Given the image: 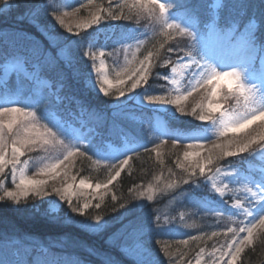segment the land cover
<instances>
[{
    "label": "rangeland",
    "instance_id": "1",
    "mask_svg": "<svg viewBox=\"0 0 264 264\" xmlns=\"http://www.w3.org/2000/svg\"><path fill=\"white\" fill-rule=\"evenodd\" d=\"M104 1L43 0L45 6L58 12L59 15L53 21L56 22V28L66 32V42L72 43L69 38L80 32L90 33L85 49V58L89 61L85 79L86 93L94 99H104L107 103L104 110L111 115L133 119L148 134L158 163L171 156L180 172L189 171L185 172V176H194L197 172L196 177L201 180L192 184L193 191H201L200 185L207 188L208 192L204 197H197L194 201V205L199 204L202 207L201 212H197L198 215L187 210L175 216L165 213L156 218L155 223L160 224V228L165 224L167 236L185 244L196 245L195 256L187 264H228L231 257H222L221 252L227 253L233 240L239 241L246 236V233L239 232V228L244 227L248 219H251L243 211L245 207H254L251 204L252 193L248 189H264V118L256 119L246 128L227 135L217 134L219 126L214 121L221 113L246 112L245 96L248 95V88L254 89L258 102H264V49L256 39L258 33L264 34V24L259 25L258 30V25L244 23L253 14L264 17V0H228L227 7L224 0H216L215 8H208L215 18H220L221 14L227 18L229 11L239 16L240 21L235 24L219 21L228 24L229 29L225 31L215 22L209 23L206 28L198 25L202 18L197 19L195 13L201 5L208 4V0H192V3H198L190 8L187 7L190 0H155V3L152 0ZM11 4H18L17 0H13ZM161 4L165 6L163 13L160 12ZM124 7L135 12L137 19L132 28L125 33H119L121 28L118 32L117 28L123 18L121 10ZM16 8L13 7L10 11ZM10 11L5 4L0 5V16ZM114 15L119 18L114 19ZM241 24L243 27L239 29ZM55 27L51 28L57 32ZM15 32L25 37L21 34L23 32ZM192 32L196 33L199 41L194 59L185 56L190 44L189 33ZM9 34V30L1 32L2 36ZM233 39H236L235 42ZM51 44L56 48L59 57H66L69 44L66 45L64 41L60 47ZM157 45L179 54L169 57L163 64L170 67L163 77V82L167 85L166 92L169 94L164 92L163 95L155 96L148 85V78L154 67L149 51L150 46ZM60 49H63L64 56L60 55ZM146 56H149L146 61V79L141 80L139 86L133 89L131 85L140 75L136 70L141 67L140 62ZM163 56L161 54L160 61ZM207 64L216 72H236L241 82L246 85L245 93L241 94L226 80H222L220 86L215 88L213 84H206L209 78L215 81L212 73L205 70ZM173 68L176 69L175 72L172 71ZM105 76L111 84L103 83ZM120 80L124 83H119ZM11 81H15L14 97L11 94H2L6 84ZM101 87L105 88L107 95L100 91ZM193 88L195 91L188 95ZM45 90L57 102L63 101V78L54 82L44 78L40 61H31L22 51L14 48L13 53L0 63V144H3L5 161L3 170L0 171V197H3L0 201L9 200L15 205L44 203L47 211L53 215H58L64 204H77L80 215L81 212L98 209L104 205L105 199H114L116 181L129 169L135 146L125 144L119 148L112 142L101 145L96 129L85 124L84 108L78 107L77 112L71 113L73 121H62L59 113L51 111L45 104ZM178 96L186 98L177 103ZM149 97H159L162 102ZM209 104L214 110L209 109ZM247 105L251 106V101ZM5 108L21 111L6 112ZM133 111L148 112L151 123L140 119V115L135 118ZM24 113L33 115L25 116ZM201 115L210 116L211 119L201 120ZM197 121L203 125V129L183 132L172 126V123L194 124ZM46 129L56 131L57 136L53 139ZM26 138L36 142L21 147L19 157H13V147H20L19 141ZM45 139L47 144L43 143ZM216 144L223 147L218 149ZM243 145H248L247 151L238 152L234 156L223 154L225 149L236 151ZM70 151L72 155H69ZM87 154L99 167L109 168L107 179L93 181L78 176L76 163ZM210 155L213 162L208 165L207 159ZM123 160L128 163L123 164ZM55 165L59 166L53 171ZM201 166H204L203 172L200 171ZM116 171L120 175L109 182ZM21 174L28 181L43 183L26 184L23 186L25 193L20 194L21 189L17 185L20 183ZM217 189L223 190L222 196ZM7 192L17 195L10 198ZM158 196L159 191L155 187H149L140 195V202L146 204L158 199ZM257 212H264V201L253 208V214ZM87 224L94 225L99 230H90ZM78 225L93 234L106 228L105 223L97 224V221L79 222ZM263 233L264 225L258 224L253 230L251 242L243 245L235 264L240 262L243 252ZM112 241L131 262L162 264L152 250L157 244L144 231L136 233L123 227L113 236ZM137 251H140V255L134 254ZM168 261L163 264H170ZM176 262L173 264H179Z\"/></svg>",
    "mask_w": 264,
    "mask_h": 264
},
{
    "label": "trees",
    "instance_id": "2",
    "mask_svg": "<svg viewBox=\"0 0 264 264\" xmlns=\"http://www.w3.org/2000/svg\"><path fill=\"white\" fill-rule=\"evenodd\" d=\"M17 3L19 7L0 16V63L13 53L14 48L22 51L31 61H40L44 78L52 82L63 78L65 85L62 102H57L45 90V104L51 111L58 112L62 121H73L71 113L77 112L78 107L84 108L85 124L96 129L101 145L106 142L119 147L129 144L131 147L135 146V150L132 151L129 169L116 181L114 199H105L103 206L90 209L83 215L79 214L80 207L74 203L64 204L60 213L53 215L47 211L44 203L15 205L9 200L0 201V264H137L122 255V249L112 241L113 236L123 227L136 233L144 231L150 236L157 244L152 250L162 264L167 260L170 264L175 261L187 264L195 256L196 245L185 244L167 236L165 224H162V231L155 219L165 213L175 216L185 210L196 215L201 212V205H194V201L197 197L203 198L208 191L205 185H200L201 191L192 190V184L201 180L196 177L198 173L185 176V172L189 171L180 172L171 156L158 163L148 134L133 119L111 115L104 110L107 104L104 99H94L86 93L85 79L89 61L85 58V49L90 38L88 31L69 38L72 43L66 42V32L56 28V22L53 21L59 15L58 12L45 6L43 0H17ZM195 3L198 2L192 3L190 0L187 7L190 8ZM204 5L199 7L195 17L202 18V21L212 20V11L209 12L208 4ZM121 11L123 18L117 32L121 28L119 33H125L136 24L137 15L125 7ZM226 15L227 18L221 14L217 21H240L235 12L229 11ZM51 27H55L57 32ZM242 27L241 24L239 29ZM6 30L10 34L2 36L1 32ZM15 31L23 32L21 34L25 37ZM47 33L49 36H46ZM258 34L257 39L264 42V34ZM53 36L57 38L59 47L62 46V41L69 44L66 58L56 54V48L50 43ZM155 47L150 46L149 51L154 67L149 75L148 85L152 89V95L158 96L167 90L163 77L170 67L163 64L169 57H176L179 53L163 48L162 45ZM161 54L164 56L160 61ZM156 85L157 88H154ZM14 87L15 81H11L2 94L14 97ZM167 94L169 93L166 92ZM133 112L135 118L140 115V119L151 123L148 112ZM172 126L183 132L203 127L198 121L194 124L172 123ZM95 162L88 154L80 158L76 163L78 176L93 181L107 179L109 168L99 167ZM185 179L189 180L188 184L184 183ZM149 187H155L159 191L158 199L141 204L140 195ZM74 208L77 211H73ZM97 218L106 225L98 234L90 233L78 225L79 222H95ZM238 264H264V233L243 252Z\"/></svg>",
    "mask_w": 264,
    "mask_h": 264
},
{
    "label": "snow or ice",
    "instance_id": "3",
    "mask_svg": "<svg viewBox=\"0 0 264 264\" xmlns=\"http://www.w3.org/2000/svg\"><path fill=\"white\" fill-rule=\"evenodd\" d=\"M153 3H155V0H152ZM5 6L7 7V9L10 11L13 7H19L18 4L16 5H13L11 3H5ZM84 7H87V5H83ZM161 6V5H160ZM165 10V6L163 8V12ZM78 11V9H77ZM114 19H118L119 17L117 16H113ZM61 23H63V20H61ZM169 27H171V25H169ZM51 43L57 45V47H59L58 45V41H57V38L55 36L52 37V40H51ZM60 55L61 56H64V52H63V49H60ZM102 55V54H101ZM185 56H188L187 54H185ZM66 58V57H65ZM149 60V56H146L145 57V60L144 61H141L140 62V65L141 67L139 69H137L136 71L140 74L139 75V78L136 79L131 87L133 89H135L136 87L139 86L141 80H145L146 79V75H147V72H148V67H147V64H146V61ZM102 67H103V61H101V70H102ZM206 71H210L212 73V75L215 77V78H218L216 72L214 71V68H211L209 65L207 67V69H205ZM100 71V70H98ZM173 72L176 71L175 68L172 69ZM119 75V73H118ZM236 75H238L236 73ZM211 81L212 79L209 78L207 81H206V84H211ZM103 83L104 84H111V82L107 79V77L105 76L104 79H103ZM119 83H124L123 80H120ZM100 91L103 92L105 95H107V91L105 90L104 87H101L100 88ZM195 91V88L189 90L188 92V95H192V92ZM121 95H123V91H121ZM213 95H215V92H213ZM183 98H186V97H177V103H179V101ZM149 99L151 100H161L162 102V99L159 98V97H149ZM210 105V104H209ZM5 111L6 112H18V111H21L20 109H15V108H12V109H8V108H5ZM182 111V109H181ZM2 114V113H0ZM25 116H32L33 114L32 113H24ZM262 115H264V106H261V107H257V108H253L250 113L246 116L243 117V120H241V124H244L245 121H249V123H247L245 126L243 127H240V129L242 128H246L248 126V124L252 123L254 120L256 119H261ZM199 119L201 120H204V119H211L210 116H204V115H201L199 116ZM10 127V126H9ZM238 130V131H239ZM236 131V132H238ZM46 132L48 133V135L50 137H52L53 139L57 136V132L56 131H53L51 129H46ZM228 134V133H227ZM0 135H2V130H0ZM35 143L36 141L35 140H32V141H29L27 138L24 139V140H21L19 141V145L20 147H16L14 146L13 149H12V154H13V157H16L18 158L19 155L21 154L20 152V148L21 147H24L26 146L28 143ZM47 139H45L43 141V143L47 144ZM193 145H189V147H192ZM216 148H222L223 146L220 145V144H216L215 145ZM247 148H248V145H243L241 147H239L236 151H232V150H228V149H225L224 150V155L226 156H234L236 155L238 152H244V151H247ZM73 153L70 151L69 152V155H72ZM65 159H67V157H65ZM4 153H3V144H0V171L3 170L2 168V165L4 164ZM213 162L212 160V157L211 155L209 156V158L207 159V164L208 165H211ZM123 164H127L128 161L127 160H123L122 161ZM59 165H55L54 168H53V171L55 169V167H58ZM200 171L203 172L204 171V166H201L200 167ZM217 171H219V169H217ZM120 175V172L119 171H116L115 175L113 177L110 178V181L112 179H115L117 176ZM33 183H43V182H33V181H28L24 178L23 174H21V178H20V183L17 185L18 188L21 189V193L20 194H24L25 193V189H24V185L26 184H33ZM184 183L185 184H188L189 183V180L188 179H185L184 180ZM227 187V185H225V188ZM97 188H99V185H97ZM217 191L220 192L221 196L223 195V190L222 189H217ZM248 191H250L252 193V197L253 199L251 200V204L254 205V207L259 204L260 202L264 201V189H257V191H252V189H248ZM16 193H13V192H7V196L10 197V198H15L16 197ZM0 199H3V197H0ZM87 206V205H86ZM236 207H239V205H236ZM254 207H245L244 208V215H246L247 217H251V219H248L247 221V224L244 226V227H241L239 228V232L241 233H246V236L241 238L239 241H236V240H233L232 241V244L228 246V249H227V253L225 252H221V256L223 257L224 255H228L231 257V259L228 261V264H235V260H236V257L239 256V254L242 252L243 250V245L245 243H248V242H251V237L253 235V230L257 227V225H264V212H257L255 213V215L253 214V208ZM73 211H77V209H73ZM81 215H83V213L81 212ZM97 224H99V218H97ZM88 229L90 230H99L96 226L94 225H91V224H87L86 225ZM229 231H231V229H229ZM213 235H216V233H213ZM135 255H140V251H137L134 253Z\"/></svg>",
    "mask_w": 264,
    "mask_h": 264
},
{
    "label": "clouds",
    "instance_id": "4",
    "mask_svg": "<svg viewBox=\"0 0 264 264\" xmlns=\"http://www.w3.org/2000/svg\"><path fill=\"white\" fill-rule=\"evenodd\" d=\"M12 3L13 0H0V5H3L5 3ZM225 7H227V0H224ZM208 6L209 9L212 10L216 6V0H208ZM164 5L161 4L160 6V12L163 13ZM237 20H233L232 23H237ZM245 24H256L259 25L264 24V17H257L255 14L252 16H249L246 21H244ZM190 37V44L188 47V50L185 52L188 56L193 57V59L197 56V49H198V37L195 32L189 33ZM208 65H205V69H207ZM216 72V70L214 69ZM207 72V71H206ZM218 78H215V81H211V84H213V87L220 86V82L222 80H226L227 83L230 86H234L241 94L245 93L246 85L241 82V79L238 75H236V72H229V71H223V72H216ZM253 88H248V95L245 96L246 100V107L247 111L244 113H221L220 117L214 121L215 124H218L217 134L218 135H227L229 132H236L239 130L240 127L245 126L249 121H245L244 124H241V120H243V117L248 115L250 111L253 108L264 106V102L257 101L256 95L254 94ZM251 101V106L247 105V102ZM218 107V106H217ZM210 110H214L213 106L209 105ZM261 118H264V115H262Z\"/></svg>",
    "mask_w": 264,
    "mask_h": 264
},
{
    "label": "bare ground",
    "instance_id": "5",
    "mask_svg": "<svg viewBox=\"0 0 264 264\" xmlns=\"http://www.w3.org/2000/svg\"><path fill=\"white\" fill-rule=\"evenodd\" d=\"M208 65V64H207Z\"/></svg>",
    "mask_w": 264,
    "mask_h": 264
}]
</instances>
